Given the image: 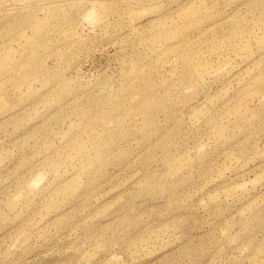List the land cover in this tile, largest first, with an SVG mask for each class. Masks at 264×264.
Listing matches in <instances>:
<instances>
[{
    "label": "rangeland",
    "instance_id": "374dc122",
    "mask_svg": "<svg viewBox=\"0 0 264 264\" xmlns=\"http://www.w3.org/2000/svg\"><path fill=\"white\" fill-rule=\"evenodd\" d=\"M0 264H264V0H0Z\"/></svg>",
    "mask_w": 264,
    "mask_h": 264
}]
</instances>
